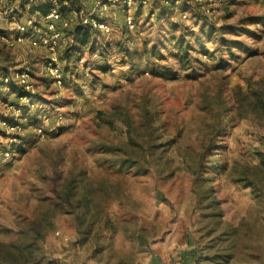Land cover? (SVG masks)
<instances>
[{
	"label": "rangeland",
	"instance_id": "374dc122",
	"mask_svg": "<svg viewBox=\"0 0 264 264\" xmlns=\"http://www.w3.org/2000/svg\"><path fill=\"white\" fill-rule=\"evenodd\" d=\"M96 2L64 16L63 89L44 49L0 43V119L16 118L3 74L28 71L37 92L20 116L26 145L0 159V243H35L32 264H264V0H183L161 19V0ZM23 4L0 0V34L41 17ZM82 15L110 30L86 29L69 58ZM173 36L190 45L188 67Z\"/></svg>",
	"mask_w": 264,
	"mask_h": 264
},
{
	"label": "built area",
	"instance_id": "2783aa9c",
	"mask_svg": "<svg viewBox=\"0 0 264 264\" xmlns=\"http://www.w3.org/2000/svg\"><path fill=\"white\" fill-rule=\"evenodd\" d=\"M140 5L146 6L148 0H137ZM202 1V0H197ZM211 1V0H210ZM136 3V0H97L95 3V11H106L111 5H122L131 7ZM55 8L44 16L36 19L32 16L26 18L22 23L16 24V29L12 36L10 34H0V43L15 46L26 44L33 49H44L47 54L45 63V71L52 80V83L58 88L65 87V74L59 63V50L67 44V37L65 30L70 27V24L65 20L64 16L59 12L56 2ZM183 18H187L186 12ZM128 27L130 29L136 27L134 18L129 14L126 18ZM81 26L92 31H103L108 33L109 27L95 15H82ZM76 63L82 66L85 63L84 56H78ZM2 84L8 90L11 87H19L22 90L21 94L16 95V101L11 103L10 109L15 114L14 120L5 118L0 119V159L10 160L13 156L19 153L18 145L24 126L28 125L27 119L20 117L25 110H31L35 107L37 92L32 82L30 73L28 71L12 70L9 73L3 74L1 78ZM20 117V118H19ZM46 119L47 114L44 113L40 119ZM37 135L42 134V127L35 129ZM5 137V143L1 140ZM136 264H151L147 261H141Z\"/></svg>",
	"mask_w": 264,
	"mask_h": 264
},
{
	"label": "trees",
	"instance_id": "16d2710c",
	"mask_svg": "<svg viewBox=\"0 0 264 264\" xmlns=\"http://www.w3.org/2000/svg\"><path fill=\"white\" fill-rule=\"evenodd\" d=\"M25 5L26 3L30 2V12L32 13H38L40 16L44 17L48 15L52 9L55 8L54 3L51 1L43 0L42 2L34 3L35 0H23ZM63 2H68V5H61L58 10L59 12L65 16L69 13L72 12H77L78 13V8L74 7V4L76 3V0H63ZM162 7L161 8V13L159 16V19L162 18V15L168 10L174 8V6L177 4H180L181 9H186L187 8V3L183 2V0H161ZM248 24H245L247 26ZM173 29H180L181 25L178 23L173 24L172 26ZM87 28L77 25L73 31L74 35V40L75 45L72 47H69L68 52L70 53L69 58L72 57L74 52L77 50L78 47H84L87 46L92 38V34L86 30ZM184 34V33H183ZM185 36H180V37H175L173 36L170 41L175 42L176 46L178 47L179 51L176 53H171V57L176 60V62L183 67H188L190 64V45L184 43ZM107 48L110 47L108 43L105 44ZM119 48H122L120 44L117 45ZM92 52H96V49L94 45L91 47ZM155 48V49H154ZM153 48V56L157 57L159 60H163L164 56L161 54L155 53L156 47ZM15 89L16 93L21 94L22 90L19 87H14L13 90ZM23 145H26V143H20L18 145L19 151L23 147ZM120 165L123 167H133L135 164L131 162L128 159H123L120 162ZM81 224H84V221L80 222ZM36 253V248H35V243H29L27 246L21 249H13L11 245L3 244L0 243V264H21L24 262V264H32V261L35 259V254Z\"/></svg>",
	"mask_w": 264,
	"mask_h": 264
}]
</instances>
